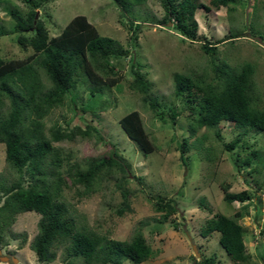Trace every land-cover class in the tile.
<instances>
[{
	"label": "rangeland",
	"instance_id": "1",
	"mask_svg": "<svg viewBox=\"0 0 264 264\" xmlns=\"http://www.w3.org/2000/svg\"><path fill=\"white\" fill-rule=\"evenodd\" d=\"M31 1L0 0V27L6 30L0 35L3 64L25 62L34 53L31 46L17 42L10 10L27 17L33 9L49 37L59 35L73 17L85 15L101 35L116 39L128 51L123 57H111L102 71L89 68L91 76L80 78L64 95L62 104L42 119L47 135L56 125L66 131L79 127L89 132L52 143L61 149L59 171L67 183L60 200L77 228L118 240H129L141 231L154 256L140 264H194L205 258H212L214 264H237L220 245L219 232L202 236L200 230L216 212L227 216L239 212L245 251L250 255L249 262L240 264H264V132H245L225 121L216 128H198L189 136L193 113L187 109L183 95L176 94L173 83L175 72L212 81L213 64L226 62L239 67L250 62L255 66L252 103L264 109V0H235L218 9H196L193 18L197 40L193 41L173 27L172 19L167 21L161 0H146L127 12L113 0ZM136 22L141 25L136 27ZM203 43L216 44V54L205 53ZM132 61L152 83L150 95L160 103L157 111L163 112L164 118L143 100L142 93L129 88ZM109 80L117 81L109 87ZM90 87L102 89L91 93ZM133 110L139 113L149 136L151 153L145 154L119 124L121 117ZM8 111L9 101L0 94V118ZM236 138L237 143L228 149L225 145ZM183 139H187L185 162L180 156ZM252 150L258 156L243 165ZM114 151L120 162L129 165L125 174L117 167L105 170L90 192H84L82 184L71 182L69 176L83 170L89 160L108 157ZM5 156V144L0 143V182L9 185L19 180V174L7 164ZM254 167L256 170H251ZM224 184H230L231 192L248 191L249 202L225 201ZM122 191L127 192L126 197ZM159 199L173 201L176 212L163 218V211L155 208ZM39 218L34 211L19 213L0 232L5 242L0 243V256L9 257L8 262L0 264H65L66 243L54 248L57 257L53 262L37 261L30 243L38 232ZM75 264L85 263L76 260ZM122 264L133 263L124 260Z\"/></svg>",
	"mask_w": 264,
	"mask_h": 264
},
{
	"label": "trees",
	"instance_id": "2",
	"mask_svg": "<svg viewBox=\"0 0 264 264\" xmlns=\"http://www.w3.org/2000/svg\"><path fill=\"white\" fill-rule=\"evenodd\" d=\"M113 1L122 11L127 12L146 0ZM234 1L208 0L204 4L197 0H161V4L167 21L172 19L173 27L183 37L193 41L197 40V23L193 18L196 9L203 7L209 11ZM34 3L31 1L32 5ZM9 14L14 21L13 32L18 33L17 42L31 46L34 53L25 62L3 64L0 60V94L9 101V111L0 118V143L5 144L7 164L19 174V180L9 185L0 182V232L12 223L17 214L34 211L40 218L37 223L38 232L31 241L30 248L38 262H53L57 257L54 248L62 243L67 244L65 264H75L76 260H83L85 264H122L124 260L140 264L150 259L154 256V251L139 230L129 240H118L77 228L67 207L60 200L67 183L59 171L63 161L61 149L52 143L89 132L79 127L66 131L56 125L49 129L47 135L42 122L51 109L62 104L64 95L75 88L80 78L91 76V69L102 71L105 66L108 67L111 57H123L128 51L116 39L101 35L85 15L73 17L59 35L49 37L43 21L34 17L33 9L27 17L17 10H10ZM133 20L131 19L132 22ZM140 25L136 22L135 26ZM5 33L6 30L0 27V35ZM201 48L211 56L216 54V44L211 46L203 43ZM212 67L215 74L212 81L179 72L173 74L176 94L183 95L187 109L193 113L188 126L189 136L195 135L198 128H216L225 121L233 122L245 132H264V109L256 108L252 103L254 64L246 62L239 67H232L222 62L213 64ZM131 73L133 79L129 88L142 93L143 100L161 119L164 118L163 112L157 111L160 103L150 95L152 83L145 78L135 61L131 64ZM116 81L109 80L107 86L110 87ZM89 89L91 93H95L102 88ZM175 115H171L173 120ZM119 124L145 154L153 151L136 110L121 117ZM87 127L97 131L96 127ZM216 134L219 136L218 132ZM237 141L238 138L225 146L231 149ZM186 142L187 139H183L180 148V156L184 162ZM256 156L258 153L252 150L242 164L249 165ZM120 159L116 151L99 160L91 159L83 170L77 169L69 178L72 183L82 184L84 192H90L95 180L105 170L117 167L122 173H126L129 165L120 162ZM251 170L255 171L256 167ZM26 176L28 179L25 181ZM229 189L230 184L222 185V198L225 201L249 202L251 195L248 191L231 192ZM122 195L126 197L127 192L122 191ZM155 208L163 211V218L177 210L173 201L163 199L156 201ZM121 212L120 209L119 213ZM241 215L239 212L231 216L216 212L205 221L200 230L202 236L219 232L220 245L237 264L250 261V255L245 251L243 226L238 221ZM0 243H5L1 233ZM194 264H214V261L212 258H205Z\"/></svg>",
	"mask_w": 264,
	"mask_h": 264
},
{
	"label": "water",
	"instance_id": "3",
	"mask_svg": "<svg viewBox=\"0 0 264 264\" xmlns=\"http://www.w3.org/2000/svg\"><path fill=\"white\" fill-rule=\"evenodd\" d=\"M36 16H37V12L35 13V17H36ZM169 24H171V22H170ZM192 248H193L195 254H196V255H199V253H198V251H197L195 245H193ZM0 253H1V251H0ZM14 259H15V258L12 257V260H14ZM8 260H9V257H8V256H0V261H1V262H3V261H4V262H8Z\"/></svg>",
	"mask_w": 264,
	"mask_h": 264
},
{
	"label": "crops",
	"instance_id": "4",
	"mask_svg": "<svg viewBox=\"0 0 264 264\" xmlns=\"http://www.w3.org/2000/svg\"><path fill=\"white\" fill-rule=\"evenodd\" d=\"M89 21V20H88Z\"/></svg>",
	"mask_w": 264,
	"mask_h": 264
}]
</instances>
